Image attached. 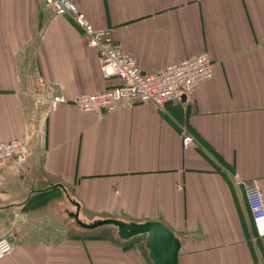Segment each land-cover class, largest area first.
I'll use <instances>...</instances> for the list:
<instances>
[{
  "label": "crops",
  "instance_id": "crops-1",
  "mask_svg": "<svg viewBox=\"0 0 264 264\" xmlns=\"http://www.w3.org/2000/svg\"><path fill=\"white\" fill-rule=\"evenodd\" d=\"M74 2L145 72L208 51L213 78L165 109H50L37 92L72 99L122 81L103 73L73 14L0 0V141L40 129L31 156L0 173V239L16 245L0 264H158L147 233L84 228L78 211L86 223L162 220L180 237L178 264H264V239L235 182L258 180L264 194V0Z\"/></svg>",
  "mask_w": 264,
  "mask_h": 264
},
{
  "label": "built area",
  "instance_id": "built-area-1",
  "mask_svg": "<svg viewBox=\"0 0 264 264\" xmlns=\"http://www.w3.org/2000/svg\"><path fill=\"white\" fill-rule=\"evenodd\" d=\"M44 7L55 15L73 14L77 25L89 46L96 49L101 69L106 77L118 76L120 83L88 94H77L69 99L65 94L46 97L40 92L36 98L41 103H48L50 109H57L62 102L73 103L83 112L102 113L112 112L122 104L155 102L161 109H165L169 102L181 99L183 94L190 95L206 80L213 78V61L208 51L196 54L190 58H183L179 62L166 66L162 71L145 72L139 66L137 58L124 49L120 41L112 35V29L96 27L91 19L77 8L74 0H43ZM45 85L41 81V86ZM34 127L32 132L23 138H11L0 141V173L3 167L13 161L24 163L32 153L31 144L39 132ZM193 137L183 138L185 147L189 146ZM1 176V175H0ZM236 185L244 187L245 195L251 208L252 220L255 227V238L264 239V194L260 181H245L237 174ZM16 245L3 236L0 239V260L4 256L12 255Z\"/></svg>",
  "mask_w": 264,
  "mask_h": 264
},
{
  "label": "water",
  "instance_id": "water-1",
  "mask_svg": "<svg viewBox=\"0 0 264 264\" xmlns=\"http://www.w3.org/2000/svg\"><path fill=\"white\" fill-rule=\"evenodd\" d=\"M184 100L187 95L183 94ZM191 112V105L187 106V114ZM78 207L80 205L75 202ZM77 222L84 226V228L93 229L94 227L104 226L111 224L118 228V233L124 239H130L135 235H142L147 233L148 246L151 250V256L158 264H178L179 251L181 248L180 237L176 232L170 229L162 220L138 223L137 221H124L122 218L96 219L91 223H86L79 217V211L74 213ZM13 241V237H9Z\"/></svg>",
  "mask_w": 264,
  "mask_h": 264
},
{
  "label": "rangeland",
  "instance_id": "rangeland-1",
  "mask_svg": "<svg viewBox=\"0 0 264 264\" xmlns=\"http://www.w3.org/2000/svg\"><path fill=\"white\" fill-rule=\"evenodd\" d=\"M49 110L48 109H46V110H44V112L42 113V116H41V118H40V122H41V125H42V128H45V125H46V115H47V112H48ZM104 231V233L102 234V235H104V236H107V235H113L117 230H116V228H107V229H105V230H103Z\"/></svg>",
  "mask_w": 264,
  "mask_h": 264
}]
</instances>
